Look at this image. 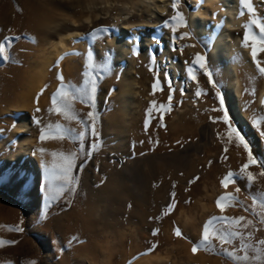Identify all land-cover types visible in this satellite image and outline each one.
I'll return each mask as SVG.
<instances>
[{"label": "rangeland", "instance_id": "obj_1", "mask_svg": "<svg viewBox=\"0 0 264 264\" xmlns=\"http://www.w3.org/2000/svg\"><path fill=\"white\" fill-rule=\"evenodd\" d=\"M139 1L0 0V44L5 45V52L0 54V264H82L75 259L79 255L75 247L86 242L88 232L85 222L88 214L100 205V190L117 179L107 167L115 163H118V168L123 170L127 179L142 187L139 193L142 195L141 206L146 207L152 195H158L160 206H166L162 217L151 221L153 230L145 234V237L148 235L154 239L150 247L141 255L136 253L133 260L126 264H135L141 258H144L141 264H234L230 258L220 254L221 245L215 240L212 245L216 254L203 250L192 253L193 244L200 241L203 226L211 217H245L253 221L252 226L245 230L252 232V239L248 243L255 244L264 239V224L259 216L252 214L251 198L264 192V175H260L264 171L261 167L264 164V136H261L264 131V101L258 103L264 74L258 71L254 61V72L247 70L248 64L241 58L240 51L234 55L232 61L236 60L241 74L242 111L249 118V125H240L231 113L233 102L228 98L224 66L210 56L216 36L224 30L225 18L220 15V3H214L207 24L208 33L200 39L191 28L190 19L192 12L200 9L201 2L191 7L186 0H176L177 8L173 10V0H170L167 2L168 10L157 17L151 15L152 10L146 4L137 7L131 4ZM250 4L253 8L251 16L247 9L239 5L237 21L240 19V22L233 29L243 37L246 31L259 37V29L255 25L245 26L250 19L264 22V0H250ZM120 5L133 7L135 11L129 16L123 15ZM94 6L102 10L98 17L101 24L98 22L96 26L79 31L84 36L87 48L72 47L73 56L60 55L54 59L42 88L35 95L25 98L26 108L22 112L31 119V126L25 134L32 141L31 157H37L38 161H34L29 170L22 166L15 167L10 158L15 153L18 140L11 134L19 125L21 114L16 110L11 113L9 109L16 104L17 97H24L23 91L27 89L24 86L37 62L36 58L40 54L42 56L46 40L55 35L50 29L56 25V29L63 30L67 25L63 22L67 15L81 22L89 16L86 8ZM177 12L183 23L172 19ZM120 16L128 19L118 21ZM154 22L159 27L150 34L145 26ZM123 24L131 29L127 35L130 48L126 57L135 60L133 77L136 96L128 125L124 127L127 142L132 144L130 150L134 151L130 156L127 151L114 150L112 153L107 150L106 139L109 133L107 118L116 114L114 99L119 91V80L128 71L127 60L121 61L122 67H119V51L114 44ZM6 38H14L11 47H8ZM245 47L244 50L252 57L250 45ZM145 49L147 65L139 61ZM166 49L174 63L182 66V74L193 86L192 100L184 87L176 86L170 77L162 74L160 58ZM197 54L204 57V68L193 64ZM4 56L8 59H4ZM257 61L264 67V52L258 53ZM189 68L193 70L195 79L188 76ZM58 74L63 81L58 80ZM89 77L96 84L94 101H89L87 97H84V103L80 98L73 99L72 111L76 119L66 120L55 111L49 112L52 108L51 97L61 83L72 86L69 87V91H72L73 87H84L86 82L90 84ZM160 105L168 110L160 109ZM89 111L95 115L97 137L90 132ZM225 111L229 123L245 138L256 160L246 170L254 174L250 189L246 175L240 173L241 167L247 163L248 153L242 145L237 146L234 137L231 141L228 139L229 128L223 121ZM57 124L71 129V135L62 140L47 138L48 133L54 131L48 126ZM42 129L46 136L43 141L40 139ZM80 132H85L83 138L79 136ZM111 134L114 136L115 133ZM93 144L97 147H91ZM141 145L145 147L144 151H140ZM53 153L57 155L53 156ZM60 154H76L70 172L76 179L62 192L60 186L63 182L53 178L54 170L63 163ZM111 155L112 161L107 164L105 158ZM144 155L151 158L141 164L132 162ZM229 173L237 174L236 183L225 189L221 186V180ZM237 187L240 188L239 192L236 191ZM112 191L109 192L112 198L108 199L109 205L118 206L113 203L117 194ZM228 194H234L238 203L221 213L216 200ZM125 196L118 204L130 210L134 206V198ZM169 204L175 205L170 211ZM256 211H260L259 204ZM167 217H171L170 229L167 227ZM125 219L123 217L120 221L123 223ZM57 220L61 221L60 225L56 223ZM177 229L181 237L175 235ZM125 241L126 245L112 258L113 264H119L125 258L124 252L132 250L127 249L130 242ZM240 243L237 239L234 245L223 247L231 249L233 246L239 247ZM135 251L133 249L131 252ZM156 256L160 260L156 261Z\"/></svg>", "mask_w": 264, "mask_h": 264}, {"label": "bare ground", "instance_id": "obj_2", "mask_svg": "<svg viewBox=\"0 0 264 264\" xmlns=\"http://www.w3.org/2000/svg\"><path fill=\"white\" fill-rule=\"evenodd\" d=\"M169 1L170 0H140V3L138 2L137 4H131H133V7H137L140 4H146L148 8L152 10L151 15L160 17V15L164 14L166 10H168L167 8L169 5L167 2ZM186 1L191 7H196V4L201 2L200 9L196 12H192L190 19V26L194 30L195 35L200 39H202L208 33L207 24L209 21V16L213 13L214 3L219 2L221 5L220 15L224 16L225 18V24H223L224 30L216 36L210 56L212 60L224 66V74L228 80L227 94L228 98L233 102L231 108L232 115L240 125L247 126L249 125V118L247 114L242 111V105L240 101L241 74L239 73L236 60L232 61V59L234 60V55L240 51L242 56L241 58H243V60L248 64L246 66L247 70L254 72L255 66L253 59L249 52L244 50L246 49L244 46V37L238 31L233 29L238 27L240 22V19L237 21L240 0ZM158 3L162 5H157ZM120 6L121 12L124 13L123 15L129 16L135 11L133 7L130 8V6L126 7L125 5ZM87 9V15L89 14V16L85 15L87 17L85 19L83 18V20L81 19V22L75 21L73 18L67 15V17L65 16L66 18L63 20L64 23H67L63 30H59V28L56 29V25L54 28L52 27L50 29L54 31L55 35L49 40H46V44L44 46L45 48L42 51V56L40 57L41 54L38 56V58L40 57L39 60L36 58L37 62L32 67L31 75L26 86H24L27 87V89L24 88L26 90L23 91L25 93L24 97H17L16 104L11 106L9 109V112L11 113L13 112L12 110H16L18 114H21V121L19 122V125L13 129L11 134L15 139L18 140L15 153L10 158V162H12L13 166L15 167L22 166L25 170H29L31 164H33L34 161H38L37 157H31L32 155L30 154V146L32 141L30 137H27L25 134L28 128L31 126V119L29 118V115L22 112V110L26 108L25 98L28 97L27 95H35L37 91L42 88V85L45 82L47 71L54 59L60 57V55L70 56L75 54L72 52V47L76 48L77 46H80L82 50H85L87 43L82 32L79 31L83 28H89V26H96L98 22H100L99 24L102 22L98 20L100 12L102 11L101 8L94 6L86 8V11ZM127 19L128 18L122 19L120 16L118 21H124ZM126 25L127 24L124 26L123 24L121 27L120 34L114 39V44L115 49H118L119 51L117 56V60H119L120 63L119 67H122L121 61L127 60L126 64L128 65V71L124 73L122 79L119 80V91L116 95V98L114 99V103L116 104V114H113L112 117L110 116L107 118L106 128L109 133L106 134V139L108 140L107 146H109L107 150H110L112 153L114 150L127 151L126 153L130 156L133 155L134 151L130 150L132 144L127 142L125 135L126 130L124 131V127L128 125V118L131 108L134 106L136 92L133 77V66L135 64V60L128 59L126 57L130 48V44L127 41V35L131 32L130 26ZM158 27L159 24H157V22H154L153 25L145 26V28L149 29L148 33L150 34L154 33ZM148 47H151V45H148ZM146 51L147 49H145L143 56L139 58L140 63L143 65H147L148 63ZM160 67L164 77H170L176 86L184 87L185 91L187 92V96L191 98L190 100H192V97H194L192 96L193 86L190 85L189 80L185 77V75L182 74V66L176 65L174 63L172 56L168 52V49H166L165 53L160 58ZM260 87L261 90L258 95V103H262L264 101V83ZM202 130L204 131L203 128ZM111 132L115 133L114 136L111 134ZM110 137L112 138L111 140ZM112 145H114V147H112ZM140 147V151L145 150L144 146L141 145ZM259 149L261 151V147ZM153 157L157 156L154 155ZM111 158L112 155L105 158V160H107V164L110 163L109 161H112ZM150 158L151 156L149 157L144 155L142 158H135L132 160V162H145ZM127 162L129 163V161ZM107 167L111 169V173L117 176V179L111 181L109 185L106 186V188L100 190V198L98 200L100 205L97 206V209L92 211L91 214H88L85 222L88 232L87 239H85L86 242L82 246L75 247L79 251V255H77L75 259L82 264H113L112 258L115 256V254H118L122 246L126 245L127 241L125 240L130 242L128 243L129 245L127 246V249H135L136 251L135 253L131 252L132 250L129 252L125 251V258L121 259L119 264H126L127 261H132L136 253L141 255V253L150 247V244L154 240L148 235L145 237V234L149 233L154 228L153 224H151V221L161 218L164 214V207H166L160 206L161 199L158 197V195H150L151 199L148 205L146 207L141 206L142 195L139 193L142 192V187L127 179L123 173V170L121 171L120 168H118V163H115L113 166L108 165ZM97 178H99V176ZM94 183L95 182H93V184ZM110 190H114L115 194H117L115 198L113 197V203L117 204L118 206L113 207L112 204H110L112 206L109 205L108 199L110 197ZM125 194L134 198L135 203L130 210H126L123 208V206L118 204ZM123 217H126L127 219H125V222L122 220V223L120 220L123 219ZM170 219L171 217L166 218L168 229H170L168 226L170 225ZM60 220H57L56 222L59 223V225L61 223ZM83 221L85 220H82V222ZM67 228L68 227H66V230ZM142 233H144L142 236L137 235ZM66 240H69V238ZM96 255H98V257ZM143 260L144 258H141L134 263L141 264L140 262ZM158 260H160V257L156 256V261Z\"/></svg>", "mask_w": 264, "mask_h": 264}, {"label": "snow or ice", "instance_id": "obj_3", "mask_svg": "<svg viewBox=\"0 0 264 264\" xmlns=\"http://www.w3.org/2000/svg\"><path fill=\"white\" fill-rule=\"evenodd\" d=\"M240 4L243 8L248 10L249 15L253 14V8L250 4V0H240ZM173 10L177 8L176 0H173ZM243 15V12L241 13ZM173 20H177L179 23H183L182 17L179 12L172 18ZM251 25H255L259 29V37L255 35L249 34L247 31L245 32L244 36V46L251 47V55L253 61L256 63L257 69L261 74H264V67L261 66L260 62L257 61V55L260 52H264V22H260L255 19H250L249 24L245 27H249ZM175 31V28L173 29ZM94 34V33H93ZM187 35V34H186ZM184 38V37H181ZM8 39V47H11V40L14 38H6ZM5 52V45L0 44V54ZM63 57H61L62 59ZM4 59H8L7 56H4ZM89 60H91V55H89ZM193 64H198L201 68L205 67L204 64V57L200 56L199 54L196 55ZM188 76L191 79H195L193 75V70L189 68ZM58 80L63 81V77L58 74ZM91 83L89 84L86 82L84 87L74 88L72 91H69V87L63 83H61L60 87L58 88L57 92L53 94L51 97L52 108L49 109V112H57L62 115L66 120H73L77 117L72 111V100L76 98H80L81 103H84V97H87L89 101H94V94L96 91V84L95 81L89 77ZM169 86L170 82H169ZM155 90L156 84L153 85ZM42 94V93H41ZM200 93L198 92L197 95ZM40 94H38L39 97ZM71 97V99H70ZM172 95L169 94V102H171ZM155 104V102H153ZM160 109L167 111L164 105L159 106ZM221 109H223V101L221 100ZM39 111V109H37ZM151 111V108L149 109ZM87 117L91 120V125L89 126L91 135L93 137H97V131L95 128V115L93 112L89 111L87 113ZM163 117L161 116V121ZM223 121L225 124L228 125V139L231 141L233 137L237 142V146H243L244 150L248 153V160L247 163L244 164L241 169L240 173L246 175L248 187L251 188L254 182V174L251 172H247L246 170L256 163L251 151L249 150V145L246 142L245 138L241 135V133L229 123V117L227 112L225 111L223 116ZM148 121L145 122V127L147 128ZM49 129H53L54 131H50L48 133L47 138L49 139H64L65 136H70L72 130L64 128L62 125H49ZM79 136L83 138L85 136V132H80ZM261 136H264V131L261 132ZM46 138L45 130H41V137L40 139L43 141ZM91 147L95 148L97 145L93 144ZM226 151V149H225ZM56 156V153L52 154ZM61 155V159L63 163L59 166L58 169H55L53 172V178L58 181H62L63 183L60 186V191H64L65 187L71 185L75 181V177L70 175V172L74 166L76 154H69V155ZM264 168V164L261 165ZM260 175H264V171L260 173ZM236 176L235 173H229L221 180V186L225 189L228 188L230 184L236 183ZM198 179V177L196 178ZM194 181H190L193 183ZM74 190V189H73ZM236 191L239 192L240 188L237 187ZM173 196L175 194H172ZM252 214L254 216L260 217V222L264 224V192L258 193L257 195H252ZM238 203L236 196L234 194L222 195L217 198L216 206L221 213L225 211L227 207L234 206ZM259 204L260 211H256V206ZM175 207L174 204H169L168 209L169 211ZM246 211L248 209H245ZM252 220H246L245 217H211L203 226L201 239L198 243H194L192 247V253L196 254L198 251L203 250L206 252H212L216 254L215 248L212 245V241L215 240L221 245V253L228 258H230L234 264H264V239L258 240L255 244H249L248 241L252 239V232H246L245 230L252 226ZM19 230V229H17ZM156 233L154 232L153 235ZM175 235L177 237H181V232L177 229L175 230ZM239 239L241 241L239 247L233 246L231 249L224 248V245H234L235 241ZM155 247V245L153 246ZM251 253V254H250Z\"/></svg>", "mask_w": 264, "mask_h": 264}]
</instances>
